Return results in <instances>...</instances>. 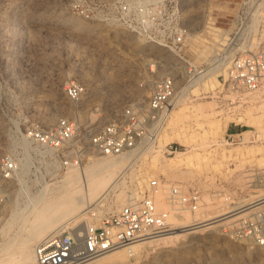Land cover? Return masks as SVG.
<instances>
[{"label": "rangeland", "instance_id": "1", "mask_svg": "<svg viewBox=\"0 0 264 264\" xmlns=\"http://www.w3.org/2000/svg\"><path fill=\"white\" fill-rule=\"evenodd\" d=\"M114 2L0 0V156L8 150L21 151L13 138L31 124L48 127L66 114L92 128L104 125L123 108L146 104L155 83L175 72L176 107L154 142L127 154L122 168L91 199L90 204L109 184H117L92 211L94 216L112 213L130 198L140 199L152 179L196 186L202 193L203 206L195 214L169 213L183 221L171 223L173 229L263 200L264 96L259 93L254 100L230 104L222 90L231 60L254 50L263 36L260 0H180L187 34L179 56L107 21ZM190 65L204 74L196 87L185 81ZM70 80L87 88L75 106L62 96V86ZM81 153V168L103 156L89 146ZM68 170L53 156L32 158L5 191L4 186L0 188V250L11 242V253L17 252L29 230L33 205L57 200ZM158 194L165 207L157 208L169 209L164 192ZM257 207L230 222L184 234L173 244L131 251L132 256L127 250L109 252L100 262L264 264V246L229 236L240 218L263 210L264 203ZM41 239L32 244V251ZM1 251V258L10 259ZM13 259L17 264H35L22 261L17 253Z\"/></svg>", "mask_w": 264, "mask_h": 264}, {"label": "built area", "instance_id": "2", "mask_svg": "<svg viewBox=\"0 0 264 264\" xmlns=\"http://www.w3.org/2000/svg\"><path fill=\"white\" fill-rule=\"evenodd\" d=\"M259 4L264 13V0ZM108 13L107 21L148 44L178 56L186 45L187 29L182 20L180 0H115ZM87 18L93 19V16ZM184 73L187 84L202 75L200 69L191 65ZM176 83L175 72L162 77L155 83L146 104L123 108L118 116L101 126L92 128L65 114L48 127L31 124L17 132L13 142L21 151L8 150L0 156V187L4 186L5 191L7 183L16 179L32 158L53 156L61 168L69 169L80 165L85 146L100 155L135 154L150 146L171 115ZM86 90L84 84L70 80L63 84L62 96L75 106L83 100ZM222 90L230 104L253 100L252 95L258 93L264 96V25L263 36L255 49L231 60ZM160 192L165 194L167 210L156 207L155 195ZM2 198L0 193V200ZM202 206L203 197L198 187L185 188L152 179L140 199L130 200L116 211L97 218L88 210L79 217L80 225L73 229L68 226L71 223L58 227L35 245L34 262L92 263L118 248L172 230L169 213L181 210L194 213ZM79 227L82 229L80 236L76 232ZM229 236L264 246V209L240 218L235 227L230 228Z\"/></svg>", "mask_w": 264, "mask_h": 264}, {"label": "bare ground", "instance_id": "3", "mask_svg": "<svg viewBox=\"0 0 264 264\" xmlns=\"http://www.w3.org/2000/svg\"><path fill=\"white\" fill-rule=\"evenodd\" d=\"M203 76L204 74H202L200 77L195 79V82L190 83L189 86L196 87L197 85H199V82L201 80L200 78H203ZM258 94L252 95L251 99L254 100L255 96H257ZM177 95L178 94L176 92L174 99L172 101V110L176 107ZM179 154L180 153H177L175 155H179ZM126 158H127L126 153L117 154V155H103L98 160L92 162L91 164H89L88 166L84 168H81L79 166L69 168V170L66 173V176L64 177V181H63L65 189L61 192L60 197L57 200L48 199L47 202L38 201L36 202V205H33V209L35 208V210L32 212L31 214L32 218L28 222L29 230L27 231V233L25 231L26 235H24V237L19 241V246H17L19 247V249L17 250V252H13V251L12 252L17 253L22 258L21 260L24 262L25 261L28 262V260H31L33 262V260L35 259H34V251H32L33 249L32 244H34V242L37 239L39 238L41 239L42 237L44 238V236L47 235L48 233L56 231L58 228L57 229L55 228L66 220L67 222H65V224L71 223L70 227L75 226V224L79 220V217L84 212L88 210L91 212L96 210V207L98 206L100 201L104 199L110 192H114V190L117 187V184H113L112 182L104 190V192H102L100 196H98L96 201L90 204L91 199L96 194H98L100 191H102L106 187L108 182L112 179V177H114L115 173L118 172L120 168H122V165L124 164ZM156 196H157V200H155L156 207H159V208L165 207L163 202L159 201L158 199L159 194H157ZM125 197L126 195H124L123 193V195L121 196V199L124 200ZM129 197H132V196H129ZM130 199L132 200L133 198H130ZM96 202L98 203L95 206L90 207V205L92 204L94 205ZM260 203H264V199L260 200V202H258L257 204L259 205ZM253 204L255 203H251L250 206L246 204L241 207H237L236 209H232L231 211H228L221 215H217L210 219H206V221L203 223L201 222L204 220H202L201 222L199 221L195 223L191 222V224L183 225L179 229H172L163 234L155 235L152 238L132 243L126 247L118 248L110 253L120 252V251L122 252V251L127 250L128 256H132L131 251H141L142 249H150V248L159 246L161 244H173L184 234L196 232L197 230L203 229L204 227H208L209 225L210 227L219 226L226 222H230V220L234 218V216L244 215L250 209L252 210L254 208V210H256V208L257 209L259 208L257 207L258 206L257 204L256 205H253ZM81 208H82V211L78 212L80 211L79 209ZM181 211L185 213L188 212L184 210H181ZM207 220L208 221L211 220V221L208 222ZM169 221L172 224L173 223L183 224L182 218L178 216L176 217H173L172 215L169 216ZM81 231L82 229L80 227L76 228V232L78 236H80ZM10 243H7V245L3 247V250L1 249L2 251L0 250L1 252H3L2 255L10 256V259H4L0 257V264H17L16 261L13 262L14 260L13 253H11L10 251L11 246L8 245ZM17 245H18V242H17ZM110 253L108 254L110 255ZM108 254L98 258L96 261L92 263H87V264H104L101 262L103 259L109 256ZM116 258H119V257L117 256ZM119 260H122V259H119Z\"/></svg>", "mask_w": 264, "mask_h": 264}]
</instances>
